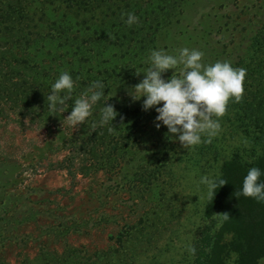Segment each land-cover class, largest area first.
Masks as SVG:
<instances>
[{
  "label": "rangeland",
  "instance_id": "obj_1",
  "mask_svg": "<svg viewBox=\"0 0 264 264\" xmlns=\"http://www.w3.org/2000/svg\"><path fill=\"white\" fill-rule=\"evenodd\" d=\"M20 1L10 20L32 21L0 30V264H206L215 240L226 264L235 238L219 235L220 217H204L200 183L218 176L210 166L222 162L214 148L221 131L188 150L156 129L143 98L126 101L109 133L98 124L102 101L73 127L63 120L72 101L54 114L46 97L66 71L73 100L100 81L115 106L104 73L134 86L151 50L185 48L189 22L214 25L211 63L228 61L253 81L264 57V0ZM129 12L139 18L132 27L121 19ZM17 34L20 46L10 44Z\"/></svg>",
  "mask_w": 264,
  "mask_h": 264
},
{
  "label": "clouds",
  "instance_id": "obj_2",
  "mask_svg": "<svg viewBox=\"0 0 264 264\" xmlns=\"http://www.w3.org/2000/svg\"><path fill=\"white\" fill-rule=\"evenodd\" d=\"M127 17L124 19V17ZM128 27L138 24L139 18L134 13L121 16ZM148 66L136 70V75L143 74V79L129 93L133 101L143 98L142 110L154 109L157 113L154 126L157 130L166 127L169 139L173 137L182 148L192 150L201 143H211L221 131V119L225 116L229 102L239 103L244 95L246 69L234 68L228 61L204 62V53L197 49L181 48L176 54H169L163 49L151 50L144 61ZM172 75L164 79L168 71ZM76 82L68 72H62L51 84L46 103L50 112L62 114L72 101L71 112L63 120L71 126L85 124L93 116V108L99 102L98 124L108 127L109 133L114 128L112 122L118 113L114 106L108 104L110 99L105 95L104 85L100 81L92 84L73 100ZM96 125H94L95 127ZM261 171L252 167L243 178L242 188L238 195L264 202V183L260 182ZM200 183L206 188V197L213 200L216 188L226 184L219 178L203 176ZM229 219V214H213ZM222 222L216 225L217 230ZM194 252L195 250L192 249ZM238 254L230 253L226 264H234ZM257 264H264V257Z\"/></svg>",
  "mask_w": 264,
  "mask_h": 264
},
{
  "label": "trees",
  "instance_id": "obj_3",
  "mask_svg": "<svg viewBox=\"0 0 264 264\" xmlns=\"http://www.w3.org/2000/svg\"><path fill=\"white\" fill-rule=\"evenodd\" d=\"M17 5H21L20 0L0 1V7H5L6 11H0V30L3 34H10L14 28L12 25L22 26L31 22L27 17L14 18L10 20L11 14H17L20 10ZM23 8V7H21ZM1 10V9H0ZM188 32L185 47L198 49L204 53V62L211 63L215 58L214 49L206 51L209 40L215 32L214 25H203L199 28L190 22L187 26ZM190 32H193L191 34ZM20 34V33H19ZM22 37L16 35L11 39L10 44L20 46ZM24 45L29 44L28 40L23 41ZM211 45V43H209ZM140 66L136 70H142ZM257 79L244 81V95L239 103L229 102L227 112L221 119V134L215 139V150L222 156V162L217 166L214 163L211 167L218 169V176L215 178L223 179L226 184L216 188L213 200L207 199L204 207V217L210 219L215 217L213 214H229V219L223 221L220 217L222 226L219 235L230 234L235 238V244H230L229 250L238 254L239 259L234 264H257L260 258L264 257V202H257L251 198L238 195L242 188L243 178L247 171L252 167H257L261 171L260 182L264 183V57L256 67ZM108 84L109 92L114 96V108L119 118L126 105L130 102L129 93L134 86H129L125 80L114 81L118 75L104 73ZM138 79L143 78L141 73ZM129 100V101H128ZM124 115V114H123ZM237 122L238 127L233 131L230 127ZM231 124V125H230ZM227 126L226 128H223ZM237 141L236 145L228 146L226 142ZM225 251V247L215 243L210 249L206 264H222L220 256ZM58 264V263H57ZM68 264H88V262L69 261Z\"/></svg>",
  "mask_w": 264,
  "mask_h": 264
}]
</instances>
